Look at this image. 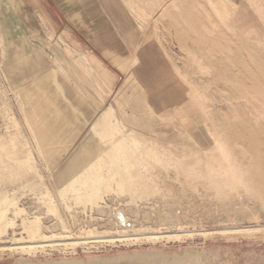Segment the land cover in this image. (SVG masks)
<instances>
[{
	"label": "rangeland",
	"instance_id": "1",
	"mask_svg": "<svg viewBox=\"0 0 264 264\" xmlns=\"http://www.w3.org/2000/svg\"><path fill=\"white\" fill-rule=\"evenodd\" d=\"M98 1L0 0V264H264V0Z\"/></svg>",
	"mask_w": 264,
	"mask_h": 264
},
{
	"label": "crops",
	"instance_id": "2",
	"mask_svg": "<svg viewBox=\"0 0 264 264\" xmlns=\"http://www.w3.org/2000/svg\"><path fill=\"white\" fill-rule=\"evenodd\" d=\"M54 1L57 5H59V2H62L61 6L69 10L67 11V23L73 27L79 25L80 29L86 34V39L91 41L92 47L95 50L101 52L107 48H111L110 45L114 41L112 37H117L118 34L115 28V33H112L110 28L113 24L109 23L108 20L110 19L105 11V16L101 13V3L98 0ZM112 27H114V25ZM95 62V65L99 68L100 63H102L101 60L98 59L95 60Z\"/></svg>",
	"mask_w": 264,
	"mask_h": 264
},
{
	"label": "bare ground",
	"instance_id": "3",
	"mask_svg": "<svg viewBox=\"0 0 264 264\" xmlns=\"http://www.w3.org/2000/svg\"><path fill=\"white\" fill-rule=\"evenodd\" d=\"M126 34V33H125ZM141 54V51L139 52V55ZM102 120H104V118H102ZM102 126V125H101ZM113 142H116L114 139H113ZM110 143V142H109ZM2 211V210H1ZM165 213V212H164ZM6 214V213H5ZM166 214V213H165ZM165 216V215H164ZM117 217L120 218V219H124V215L121 213V212H118L117 213ZM170 218V217H169ZM166 219V218H165ZM167 220V219H166ZM1 227V226H0ZM188 257V255H186ZM212 256V255H211ZM210 256V257H211ZM146 257H149V255H146ZM146 257H135V256H128V257H116V258H113V259H110L109 261H97V260H89L87 262H81V261H49V262H46V263H31V262H28V261H22L20 262L19 264H114L118 261H121V260H128L130 262H134L133 264H141V262H147L149 264H152L151 261L146 258ZM150 258V257H149ZM157 259V258H156ZM185 259V258H184ZM182 257H177V256H163V257H160V262L161 264H180V262L184 260ZM192 259V258H191ZM194 259V258H193ZM197 259V258H196ZM186 261V260H185ZM159 262V261H158ZM146 263V264H147ZM154 264V263H153ZM193 264V263H192Z\"/></svg>",
	"mask_w": 264,
	"mask_h": 264
},
{
	"label": "built area",
	"instance_id": "4",
	"mask_svg": "<svg viewBox=\"0 0 264 264\" xmlns=\"http://www.w3.org/2000/svg\"><path fill=\"white\" fill-rule=\"evenodd\" d=\"M120 224L122 226V228L125 230V231H131L132 230V225L129 223V222H126L124 220H120Z\"/></svg>",
	"mask_w": 264,
	"mask_h": 264
}]
</instances>
